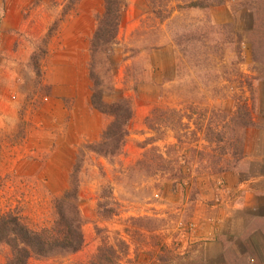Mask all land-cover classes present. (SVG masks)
<instances>
[{
    "label": "rangeland",
    "instance_id": "rangeland-1",
    "mask_svg": "<svg viewBox=\"0 0 264 264\" xmlns=\"http://www.w3.org/2000/svg\"><path fill=\"white\" fill-rule=\"evenodd\" d=\"M103 11L0 0V213L51 227L77 167L82 246L26 264H89L100 247L113 264H264L263 240L239 238L233 186L264 127V0H120L92 57ZM91 64L103 100L132 110L113 154L93 150L110 117L90 103Z\"/></svg>",
    "mask_w": 264,
    "mask_h": 264
},
{
    "label": "trees",
    "instance_id": "trees-1",
    "mask_svg": "<svg viewBox=\"0 0 264 264\" xmlns=\"http://www.w3.org/2000/svg\"><path fill=\"white\" fill-rule=\"evenodd\" d=\"M104 11L97 18L93 32L91 55L113 42L119 22L120 0H103ZM89 76L92 79L90 103L92 107L110 117L96 142L93 150L101 154H113L120 150L126 135L125 124L131 118V107L125 99L105 102L102 96L100 80L90 65ZM245 127L250 119L245 120ZM249 126V125H248ZM95 145V144H94ZM242 145L238 153L241 155ZM76 166L70 174V187L54 201L55 219L51 227L35 229L24 222L19 215L11 210L0 213V244L10 248L8 264H26L30 256H51L74 252L83 244L80 231L78 209L75 205L76 196ZM100 247L89 264H113L116 253L111 248Z\"/></svg>",
    "mask_w": 264,
    "mask_h": 264
},
{
    "label": "crops",
    "instance_id": "crops-1",
    "mask_svg": "<svg viewBox=\"0 0 264 264\" xmlns=\"http://www.w3.org/2000/svg\"><path fill=\"white\" fill-rule=\"evenodd\" d=\"M251 128L248 129L250 142L252 143L251 136H255L256 146L244 158L249 164L248 169L241 174L236 171V182L233 184L240 190L234 210L236 209L239 214L238 220L242 223V227L237 232L238 235H243L239 238L245 245H252L257 239L263 240L264 244V127L255 124ZM243 215L246 216L244 223L241 221ZM241 256L242 254H239L238 258L240 259Z\"/></svg>",
    "mask_w": 264,
    "mask_h": 264
}]
</instances>
